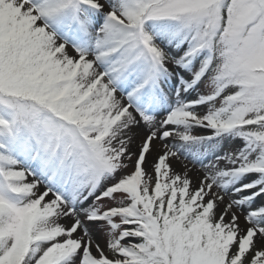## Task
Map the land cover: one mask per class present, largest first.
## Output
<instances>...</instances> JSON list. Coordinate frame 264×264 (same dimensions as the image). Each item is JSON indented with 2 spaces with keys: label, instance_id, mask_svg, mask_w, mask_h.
Segmentation results:
<instances>
[{
  "label": "snow or ice",
  "instance_id": "6c2138e0",
  "mask_svg": "<svg viewBox=\"0 0 264 264\" xmlns=\"http://www.w3.org/2000/svg\"><path fill=\"white\" fill-rule=\"evenodd\" d=\"M0 264H264V0H0Z\"/></svg>",
  "mask_w": 264,
  "mask_h": 264
},
{
  "label": "rangeland",
  "instance_id": "374dc122",
  "mask_svg": "<svg viewBox=\"0 0 264 264\" xmlns=\"http://www.w3.org/2000/svg\"><path fill=\"white\" fill-rule=\"evenodd\" d=\"M139 138H137L136 139V146H135V151H138V144H139ZM157 145L159 146V143H157ZM156 145V146H157ZM156 148V147H155ZM134 151V152H135ZM155 153H153V155H151V157H149V161L150 162H152L153 161V163H154V160H155V158H156V156L158 155V154H161V153H157V154H155ZM174 161H177V160H175L174 159ZM181 161V163L183 164V165H187V169H190L191 171L190 172H193V170H195V171H197L199 174H198V178L199 177H202V175H203V170H201L200 168H199V166L198 165H193L192 163H190L189 161H186V160H184V159H180L179 161H177V162H180ZM150 162L148 163H146V171L148 172V174L149 175H152L153 176V178H154V173H153V166L150 164ZM150 164V165H149ZM173 165V168H174V170L175 171H177V172H183V171H185L186 169L185 168H183V167H179L178 168V165H174V164H172ZM182 165V166H183ZM181 168V169H180ZM190 172H189V175H190ZM30 179V178H29ZM198 183V179H197V181H193V187H195L196 186V184ZM221 207H223V205H221ZM97 239H98V241L101 243V244H103L104 243V240H103V238L102 237H97Z\"/></svg>",
  "mask_w": 264,
  "mask_h": 264
},
{
  "label": "bare ground",
  "instance_id": "6f19581e",
  "mask_svg": "<svg viewBox=\"0 0 264 264\" xmlns=\"http://www.w3.org/2000/svg\"><path fill=\"white\" fill-rule=\"evenodd\" d=\"M135 146H136V143H134L133 144V146H132V150L133 151H135ZM162 151H163V149L160 147V145L158 146H156V148H154V150L152 151V153H151V155H153V153H155V154H157V153H161L162 154ZM154 154V155H155ZM151 155H149L148 156V158H147V162L149 163L150 161H149V157H151ZM150 164L153 166V161L152 162H150ZM149 164V165H150ZM172 164H176V165H178V168L179 167H183L182 165V163H181V161L180 162H177V161H174V159L172 160ZM184 168V167H183ZM181 169V168H180ZM184 172V171H183ZM198 172L197 171H195V170H193V172H190V178L193 180V181H197V179H198Z\"/></svg>",
  "mask_w": 264,
  "mask_h": 264
}]
</instances>
